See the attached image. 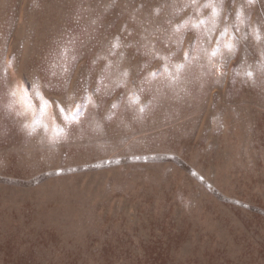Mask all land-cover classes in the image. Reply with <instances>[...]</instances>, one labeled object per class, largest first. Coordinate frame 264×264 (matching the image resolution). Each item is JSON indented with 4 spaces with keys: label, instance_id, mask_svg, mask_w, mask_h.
<instances>
[{
    "label": "rangeland",
    "instance_id": "obj_1",
    "mask_svg": "<svg viewBox=\"0 0 264 264\" xmlns=\"http://www.w3.org/2000/svg\"><path fill=\"white\" fill-rule=\"evenodd\" d=\"M0 264H264V0H0Z\"/></svg>",
    "mask_w": 264,
    "mask_h": 264
},
{
    "label": "snow or ice",
    "instance_id": "obj_2",
    "mask_svg": "<svg viewBox=\"0 0 264 264\" xmlns=\"http://www.w3.org/2000/svg\"><path fill=\"white\" fill-rule=\"evenodd\" d=\"M193 3H195V0H193ZM249 75H251V73H249ZM13 95H15V93H13Z\"/></svg>",
    "mask_w": 264,
    "mask_h": 264
}]
</instances>
